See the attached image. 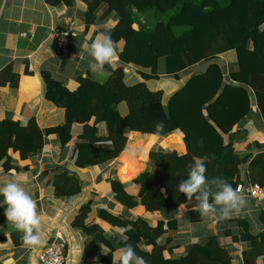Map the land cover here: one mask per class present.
Here are the masks:
<instances>
[{
	"label": "trees",
	"instance_id": "trees-1",
	"mask_svg": "<svg viewBox=\"0 0 264 264\" xmlns=\"http://www.w3.org/2000/svg\"><path fill=\"white\" fill-rule=\"evenodd\" d=\"M81 1L87 5L82 14L86 30L99 19L97 12L103 5L106 8L100 17L104 21L118 15L117 25L103 33L110 34L114 43L124 42L120 60L136 68L142 79L128 83L125 67L118 66L109 69L105 82L79 77L78 89L70 91L52 73L40 72L43 98L64 111V123L42 129L34 117L26 125L0 119V162L5 172L14 167V153L18 152L23 160L32 158L42 152L51 135L57 136L61 151L66 150L75 138L76 125L82 126V130L76 136L74 164L81 169L115 162L128 147L129 132L163 139L180 130L187 153L153 147L148 169L132 181L140 187L137 196L127 193L129 184L121 183L114 171L112 194L126 209L144 207L150 213L176 212L189 204L177 187L197 160L206 165L205 175L209 179L223 178L233 188H264V153L255 155L251 151L253 146L262 149L264 145L253 143L243 156L234 149V144L244 139L239 128L252 114L253 101L264 124V0ZM201 63L207 64L203 70L198 67ZM227 65L234 69L228 71ZM162 66L165 75L175 80L169 93L148 85L161 80ZM182 72L189 76L181 79ZM25 75L34 74L26 68ZM20 77L8 65L0 71V87L18 90ZM157 121L165 125L159 134L153 127ZM98 124L104 125V132ZM101 141L111 143L98 147L96 143ZM243 166H247L245 175ZM52 184L56 196L65 199L79 195L83 189L82 181L68 171L57 176ZM88 206L72 223L91 236L82 264L89 259H98L97 264H119L114 263V253L125 243L131 244L147 264H237L213 232L203 243L193 244L186 254L177 256L172 253L178 246L169 245L179 228L178 221H159L153 227L142 218L133 221L125 215L116 218L101 211L113 226L126 229L117 246L115 239L98 225L86 224ZM193 220L201 221V215L193 214ZM238 223L241 232L234 241H249L252 245L244 252L242 264H264V230L253 236L246 220Z\"/></svg>",
	"mask_w": 264,
	"mask_h": 264
},
{
	"label": "crops",
	"instance_id": "crops-1",
	"mask_svg": "<svg viewBox=\"0 0 264 264\" xmlns=\"http://www.w3.org/2000/svg\"><path fill=\"white\" fill-rule=\"evenodd\" d=\"M105 8V5L100 7L97 12L99 19L86 30L82 14L87 10V5L81 0H61L54 4L48 3L47 0H0V71L12 65L14 71L21 75L18 90L9 86L0 87V119L19 121L26 125L34 117L42 129L64 123V111L50 105L43 98L39 76L42 71L52 73L53 77L65 83L70 91L78 89L79 77L103 80L108 78L110 68L116 69L118 66L125 67L128 81L142 79L138 76L136 68L121 62L119 54L124 48L123 41L114 43L117 57L111 65L106 64L102 71L90 68L91 58L88 55L90 43L104 30L113 29L119 19L117 14L109 21L101 19ZM60 31L66 33L69 40L65 53L58 52L55 45V35ZM227 66L228 71L234 69L233 65ZM205 67L206 65L199 68L203 70ZM26 68L34 75H25ZM179 76L184 79L189 73L182 72ZM160 77L166 82L165 89L173 90L175 80L165 75L163 66ZM90 125H93V121ZM97 126L101 132L105 131L104 125ZM262 127L263 121L253 101L252 114L239 128L244 133V139L234 144L235 151L243 156L249 152L248 146L253 143L264 145ZM74 128L75 138L64 151L58 146L57 136L51 135L47 138L42 152L32 158L23 160L18 152L14 153L12 155L14 167L9 172H5L3 162H0V186L10 181L21 183L36 201L37 211L42 218L39 232L41 243L37 246H25L21 239L22 233L7 222L4 208L0 207V264H39L40 253L49 247V242L53 238L55 240L60 236L67 244L65 264H82L91 236L74 228L72 223L87 205L90 213L86 218V224L98 225L110 238L115 239L117 246L121 243L126 229L113 226L103 218L101 211L116 218L125 215L133 221L142 218L153 227L157 226L159 221H178L179 228L169 245L178 246L172 253L177 256L186 254L189 246L203 243L207 235L213 232L218 236L221 245L233 254L234 261L237 264L243 263V254L250 250L252 245L249 241H234V237H239L241 232L238 221L246 220L251 235L258 236L264 230V198L260 200L245 193L243 195L247 206L240 214L230 219H220L218 215L201 216V221L196 222L193 220V214L196 217L197 213H193L195 211L192 210L195 201L181 206L176 212L150 213L144 207L128 210L117 202L112 194L111 179L114 178L115 170L117 179L121 183L129 184L126 188L127 193L132 196L139 194L140 187L132 184V181L148 169L147 156L155 144L160 143L165 149L173 148L181 154H186L184 134L180 130L163 139L154 135L127 133L130 142L133 140L132 135H136L138 140H147L144 146L148 140H156V143L145 152L143 157L145 167L141 171L139 160L141 153L139 157L137 153L124 155L128 153L127 149L131 144L115 162L105 167L92 166L85 169L76 167L74 164L76 136L82 130V126L76 125ZM237 129L236 127L235 130ZM251 151L256 155L264 153V148L257 149L253 146ZM46 170H50V173L45 178L41 177ZM66 171L70 176L76 175L83 183L82 192L70 199L56 196L52 184L57 176ZM246 173L247 166H243L242 175ZM2 200L3 197L0 196V201ZM166 257H169V254H166ZM97 261L98 259H89L85 264H97ZM114 263H119V249L114 253Z\"/></svg>",
	"mask_w": 264,
	"mask_h": 264
},
{
	"label": "clouds",
	"instance_id": "clouds-1",
	"mask_svg": "<svg viewBox=\"0 0 264 264\" xmlns=\"http://www.w3.org/2000/svg\"><path fill=\"white\" fill-rule=\"evenodd\" d=\"M88 55L91 58L90 68L102 71L104 66L111 65L117 51L111 35L100 33L89 45ZM156 133L165 127L163 121H157L153 125ZM108 142H97V146H109ZM206 165L197 160L190 167L187 178L181 180L177 190L183 193L189 202L195 201L193 211L201 216H219L220 219H230L238 215L247 206L245 196L239 188H233L225 179L213 177L209 179L206 173ZM0 207L4 208V216L7 222L22 233L21 239L25 246H37L41 243L39 232L42 218L37 211L36 201L25 190L21 183L7 182L0 186ZM119 264H147V261L137 255L131 244L125 243L119 249Z\"/></svg>",
	"mask_w": 264,
	"mask_h": 264
},
{
	"label": "built area",
	"instance_id": "built-area-1",
	"mask_svg": "<svg viewBox=\"0 0 264 264\" xmlns=\"http://www.w3.org/2000/svg\"><path fill=\"white\" fill-rule=\"evenodd\" d=\"M68 44L69 40L66 33H56L55 45L58 52L65 53L67 51ZM238 188L242 194L248 193L260 200L264 198V188H261L258 185H250L247 188L239 186ZM66 251V241L61 236L57 237L49 247L40 253L39 264H65Z\"/></svg>",
	"mask_w": 264,
	"mask_h": 264
},
{
	"label": "rangeland",
	"instance_id": "rangeland-1",
	"mask_svg": "<svg viewBox=\"0 0 264 264\" xmlns=\"http://www.w3.org/2000/svg\"><path fill=\"white\" fill-rule=\"evenodd\" d=\"M163 60H161V62H162ZM163 64V63H162ZM204 65H207V64H205V63H201L200 65H199V67H201V66H204ZM110 76V75H109ZM109 76H108V78H109ZM108 78H105V79H103V80H99V79H101V78H99V79H96V80H98V81H100V82H105ZM128 83H133L132 81H128V80H126ZM166 82L164 81V79H162L161 78V80H159V81H156V80H154V81H150L149 83H148V85H149V88L150 89H153V90H161V89H164L165 91H166V93L168 92H170V90H166L165 89V87H164V84H165ZM262 128H264V127H262ZM129 141H130V139H129ZM147 140H138V138H136V137H134V139L133 140H131V142H129L128 143V145L130 146V144H131V146L127 149L128 150V153H123L124 155H129V153H131V154H138V156L137 157H139L140 156V153H141V158L139 159L140 160V162H141V165H140V170L142 171L143 169H144V167H145V162H143V157H145V152L150 148V147H152L155 143H156V140H148V142H147V144L144 146V142H146ZM161 142V141H160ZM139 143H141L140 145H139ZM157 145H159L160 146V143H157V144H155L154 145V147H156ZM132 147V148H131ZM143 147H144V151H142V149H143ZM161 148H163L162 146H160ZM152 149V148H151ZM163 149H165V148H163ZM165 150H173V148H171V149H165ZM149 153H150V151H149ZM134 157V156H133ZM147 158H148V160H149V154H148V156H147ZM124 159H126V157L124 158ZM124 159H123V161H124ZM134 159H136L135 157H134ZM147 160V161H148Z\"/></svg>",
	"mask_w": 264,
	"mask_h": 264
},
{
	"label": "water",
	"instance_id": "water-1",
	"mask_svg": "<svg viewBox=\"0 0 264 264\" xmlns=\"http://www.w3.org/2000/svg\"><path fill=\"white\" fill-rule=\"evenodd\" d=\"M50 173V170H46L44 171L42 174H41V177L45 178L48 174ZM38 181H39V178H38ZM54 241V238L49 242V245L50 246Z\"/></svg>",
	"mask_w": 264,
	"mask_h": 264
}]
</instances>
